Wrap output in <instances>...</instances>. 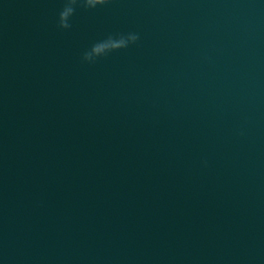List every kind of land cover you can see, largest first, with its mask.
Segmentation results:
<instances>
[{
  "label": "water",
  "instance_id": "1",
  "mask_svg": "<svg viewBox=\"0 0 264 264\" xmlns=\"http://www.w3.org/2000/svg\"><path fill=\"white\" fill-rule=\"evenodd\" d=\"M63 7L0 0V264H264V0Z\"/></svg>",
  "mask_w": 264,
  "mask_h": 264
},
{
  "label": "clouds",
  "instance_id": "2",
  "mask_svg": "<svg viewBox=\"0 0 264 264\" xmlns=\"http://www.w3.org/2000/svg\"><path fill=\"white\" fill-rule=\"evenodd\" d=\"M109 0H64V7L59 13L58 27L68 29L71 27L70 18L74 15L76 6L82 5L85 8H95L97 5H104ZM139 39L137 34L129 33L126 36H109L107 39L94 44L89 51L83 54L84 62H94L96 58L102 57L109 52L128 47L130 43H135Z\"/></svg>",
  "mask_w": 264,
  "mask_h": 264
}]
</instances>
